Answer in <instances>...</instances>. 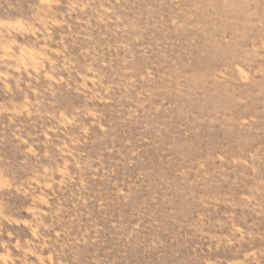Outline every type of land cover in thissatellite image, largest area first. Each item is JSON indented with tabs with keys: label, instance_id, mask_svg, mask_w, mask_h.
<instances>
[{
	"label": "rangeland",
	"instance_id": "obj_1",
	"mask_svg": "<svg viewBox=\"0 0 264 264\" xmlns=\"http://www.w3.org/2000/svg\"><path fill=\"white\" fill-rule=\"evenodd\" d=\"M0 264H264V0H0Z\"/></svg>",
	"mask_w": 264,
	"mask_h": 264
}]
</instances>
